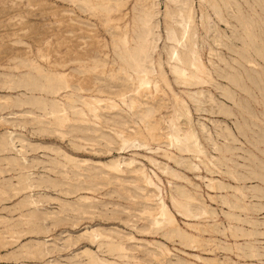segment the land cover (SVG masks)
<instances>
[{
  "label": "rangeland",
  "instance_id": "1",
  "mask_svg": "<svg viewBox=\"0 0 264 264\" xmlns=\"http://www.w3.org/2000/svg\"><path fill=\"white\" fill-rule=\"evenodd\" d=\"M263 95L264 0H0V264H264Z\"/></svg>",
  "mask_w": 264,
  "mask_h": 264
},
{
  "label": "bare ground",
  "instance_id": "2",
  "mask_svg": "<svg viewBox=\"0 0 264 264\" xmlns=\"http://www.w3.org/2000/svg\"><path fill=\"white\" fill-rule=\"evenodd\" d=\"M126 39V38H125ZM174 39L176 40V41H178L175 37H174ZM178 43H179V41H178ZM175 57V59L176 60H178V62L179 61H181V62H183V60H182V58L179 56V54H178V52H176L175 53V55L173 56V58ZM184 63V62H183ZM138 65H136V66H134L133 68H131V69H133L134 71H136V72H138L139 70L141 71V70H143L144 69V67H142V65H141V62H140V64L139 63H137ZM140 65V66H139ZM142 72V71H141ZM174 72H175V74L177 75V77H179L180 79L182 78V79H187L188 78V76H187V74L185 73V71L184 70H178V68H174ZM29 78H31V77H29ZM55 79V78H54ZM54 79H50L49 78V80H51V81H54ZM182 79H181V81H182ZM31 80V79H30ZM48 80V81H49ZM187 81V80H186ZM143 83V82H142ZM49 85H46V86H43L45 89H48L49 90V92H51L52 90H55V85L53 86V84L52 83H48ZM45 85V84H44ZM31 87V86H30ZM62 87V86H61ZM58 88V87H57ZM32 90V89H31ZM264 96V95H263ZM100 104V103H99ZM264 102L263 103H259V105H258V108L260 109V110H264ZM245 110H248V109H245ZM257 114V113H256ZM263 120V119H262ZM255 126H256V130H255V132H254V138H255V141H256V143L254 144V147H256L257 149H259V144H261V147H264V123H262L261 122V120H256V122H255ZM178 135V134H177ZM177 135H175V136H177ZM174 136V137H175ZM193 137H195V135L194 134H191L189 137H188V140H190L191 138H193ZM175 139V141L174 142H177V143H179L180 142V138L179 137H175L174 138ZM128 140V139H127ZM196 141V140H195ZM127 141L125 140V143H126ZM133 142H135V141H133ZM186 144V143H185ZM190 144V143H189ZM188 144V145H189ZM137 146V145H136ZM179 147V146H178ZM185 147V146H184ZM264 158V157H263ZM261 162H262V164H261ZM264 161L263 160H261L260 158H255V160L254 159H250V161L247 163V167L248 166H250L251 168H249V172H244V174H243V176L241 177L243 180H250V181H254V182H257V183H260V182H262V185L264 186V176H263V174L261 175V173H260V170H258V168H262V169H264ZM246 167V168H247ZM250 197H252V198H254L255 200L256 199H258L259 198V188L256 186L255 188H253L252 189V192H251V195H250ZM242 201H243V205L241 206V209L243 210V212H244V214H245V218L246 217H248V215H249V213L250 212H252L251 210H254V211H258V210H260L261 208H259L257 205H255V206H253L252 208L251 207H249L247 204H246V200L244 199V198H242ZM242 203V202H241ZM245 203V204H244ZM177 204H178V202H177ZM240 208V207H239ZM261 210H263V209H261ZM260 212V211H259ZM183 215H187V214H185V212H183L182 213ZM257 214V213H256ZM162 217H164L166 214L165 213H161L160 214ZM250 216V215H249ZM253 217V216H252ZM157 218V217H156ZM159 218V217H158ZM172 218V217H171ZM165 219H167V218H165ZM154 222V224L153 225H155V226H152V227H148L147 229L149 230V232H151L152 234H153V232L155 231H158V230H162V232L163 231H166V230H164L163 229V227H165L164 225H165V222H160V221H153ZM252 224V223H251ZM172 232V231H171ZM161 233V232H160ZM159 233V234H160ZM170 234V233H169ZM169 234L167 235H165V237H169ZM247 235H249V234H244V236H247ZM122 249V248H121ZM116 249L115 248H113V246H111V247H109V248H107V252L110 254V255H112V254H114V251H115ZM255 255V254H254ZM248 256H253V255H248ZM244 257H247L246 255L244 256ZM248 258H250V257H248ZM247 258V259H248ZM148 264V263H147Z\"/></svg>",
  "mask_w": 264,
  "mask_h": 264
}]
</instances>
